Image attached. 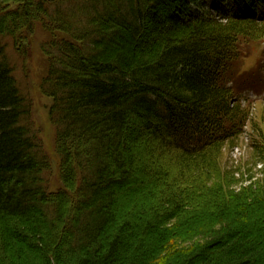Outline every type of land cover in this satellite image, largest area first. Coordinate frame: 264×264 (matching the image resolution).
Listing matches in <instances>:
<instances>
[{"label": "trees", "instance_id": "16d2710c", "mask_svg": "<svg viewBox=\"0 0 264 264\" xmlns=\"http://www.w3.org/2000/svg\"><path fill=\"white\" fill-rule=\"evenodd\" d=\"M261 5L0 0V264H264V124L249 136L261 168L223 166L248 122L241 92L263 82L242 71ZM38 29L55 189L8 51L29 56ZM140 115L176 165L145 169L153 181L125 138Z\"/></svg>", "mask_w": 264, "mask_h": 264}, {"label": "rangeland", "instance_id": "374dc122", "mask_svg": "<svg viewBox=\"0 0 264 264\" xmlns=\"http://www.w3.org/2000/svg\"><path fill=\"white\" fill-rule=\"evenodd\" d=\"M206 1L208 5L211 4V0ZM210 9V8H209ZM213 12L212 10H210ZM210 12V13H211ZM263 12L260 8V13ZM264 31L263 29H261ZM48 35L45 31L38 29L37 34L34 37V42L29 51V56H19L13 50V45L11 44L8 48L9 54L12 57V63L16 67V77L22 88V90L29 94L33 101V113L32 121L35 131L41 138L46 152L50 155L52 160V182L51 188L55 189L60 186L59 182V158L57 157L54 144H55V128L52 125L49 117V108L52 104V99L44 95L40 89L41 80L44 75V64L47 61V57L42 52V45L47 40ZM246 52H248L247 57L244 59V65L242 71H255L256 75H261L262 80H264V35L259 41H254L245 47ZM264 86V82L261 83V87ZM257 100L251 105L247 106L249 111L248 122L245 123L242 134V140H240L238 146L228 147L225 149L223 155V166L227 169L236 167L241 164L243 170L246 171L247 168H251L253 172L259 170L261 165L251 163L252 152L249 146L250 135L253 134L252 126L254 123L264 124V87L260 89L255 88ZM248 92V91H247ZM242 94H246V91ZM234 101V100H233ZM246 107V105H243ZM147 119V118H146ZM145 117L139 116L135 118L131 124V128L125 133L126 142L129 146H132L136 151V176L139 179H146L151 175H144L145 169L152 170L153 173L156 171H167L174 173L175 161L172 159L171 154H166L162 150L164 148L163 142L159 140H152L149 133L145 130L144 124L146 122ZM138 135V139L132 140V135ZM162 150V152H160ZM259 157H255V160ZM250 163V164H249ZM133 171V170H132ZM244 171V172H245ZM242 172V173H244ZM150 174V173H149ZM245 175V174H244ZM149 180L153 181L149 178ZM243 181L242 183H244ZM151 183L150 181L148 182ZM141 197L138 198L140 201ZM14 260L18 261V257L14 256ZM31 258V257H30ZM35 259L34 257H32ZM17 259V260H16ZM20 260V259H19ZM25 260V259H23ZM22 264H26L23 262Z\"/></svg>", "mask_w": 264, "mask_h": 264}]
</instances>
